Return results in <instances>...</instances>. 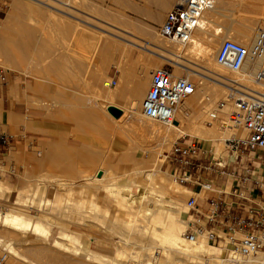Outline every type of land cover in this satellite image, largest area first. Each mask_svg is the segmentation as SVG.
<instances>
[{
    "label": "rangeland",
    "instance_id": "1",
    "mask_svg": "<svg viewBox=\"0 0 264 264\" xmlns=\"http://www.w3.org/2000/svg\"><path fill=\"white\" fill-rule=\"evenodd\" d=\"M13 1L14 0H0V31H1L2 21L5 20L6 17L9 15V10H10V7L12 6ZM33 1H35V0H33ZM40 1L41 2H39V3L44 5L46 8H38V9H40V11H42L43 14L47 15L46 21H43L42 17L40 18L38 15H30V14H27V12H25V11H21L20 16H19V25H18L20 28L21 34H17L16 32L13 33L11 43L9 44L10 45L9 49L12 52L18 54L17 57L20 59V61L23 62V65L25 64L24 67H26V70L24 72L19 71V70H14V69H11V67L9 65H7V67H8L7 68L6 65L0 64V67H2L3 69L8 71V80L12 78L11 79L12 82L9 84L10 88L12 87L11 84H13V85H15V87L17 89V92H15V96L10 97V102L11 103L17 102V105H19V107L18 108H9V110L14 111L16 113V115H18L19 117H22V119L24 116L25 117L30 116V120H31L32 128L27 129L24 126V124L22 125V123H21L16 128V130L13 129L14 131L13 130L8 131L6 126H8L9 124L7 122H4V126H3V123L0 121V130H4L5 132H7L13 136V138L10 140L11 145H12L11 147L14 148L13 146H15V144H16V148H17V150H19V156L21 155V152H25V150L28 153L33 152L34 154H37V155L40 154L41 156H44L45 152L47 150V146L45 144V141H42L43 143H38L39 140L37 138L38 137L37 134L39 133V129H35V128H37L40 123L47 122L51 119L54 120L55 117L62 120L64 118L65 113L72 114V112L80 109V108H49L51 103L54 104V100H55L56 96L57 97H59V96L55 95L54 93L52 94L53 95L52 97L44 96L43 94L41 96H38L39 88L36 86L39 83L47 84V86L49 84H51L53 86V89L51 92H53V90L56 87H57L58 92H60V93L64 92V85H65L66 81H64L62 79L61 80L57 79V75L60 74V72L59 71L58 72L57 71H55V72H44L43 70L45 68L47 69L49 67L58 66L59 67L58 69L60 71L64 70L65 66L63 63H65V58H66L65 55H67L69 57L72 56V57H78V58H80V57L85 58L86 57L89 62H93L96 57L104 56L105 53L100 48L102 47L104 40H106L108 37H110L111 39L113 38V40L117 42L115 44L118 47V50L116 51V53L114 55L115 59L117 56H119V57H133V56L141 57L142 56L143 58H147V60L156 59L151 55L150 51H148L144 48H141L139 46L135 47V45H132L129 42H126L123 38L132 40L138 44L141 43V45H144L146 43V41H148V40L150 42L157 41L161 44L167 43V42H168V45L171 44V42L169 40L162 39L158 34V29L162 25L163 21L165 20L166 15L170 9H167L165 11L166 13L165 12L162 13V19L163 20L160 23L155 22L153 20L154 18H156V16L140 17L139 19H140V21L142 20V22L139 21V23H145V20H150L155 24H153V26L152 25H150V26L144 25L143 29H140L141 32H134V30H132L130 28H132V24L136 21V19L131 17V15L129 14L130 13L129 8L127 7L129 0H118V7H117L116 11H114L113 13L102 12L101 14L98 10L92 9L91 7H89L87 4V0H61L63 2L70 3L71 4L70 8H68L69 5H61L60 2L57 3L56 0H40ZM241 1L240 0H231L229 2V5L227 4V8H226L227 10L224 12L225 15L220 16L218 18V21L220 24L225 25V26H229V25H231L229 23H232V24L238 23L240 20H242L244 18L249 17L251 19L252 18L256 19L253 15H260L261 13L262 14L264 13V0L263 1L262 0H260V1L259 0H252V2H251V0H249V1L248 0H241ZM36 2H38V1H36ZM42 2H44V3L48 2L46 4H48L49 6L45 5ZM239 4H240V6H239ZM53 5H54V7L56 6V8H54ZM241 5H242V8H241ZM253 7H255V8L258 7V8L255 9ZM34 8L37 9L36 6H34ZM76 8H77V10H76ZM78 8L80 9V11ZM57 9H59V10H57ZM245 9H246V11H245ZM60 10H62V12ZM66 12H68L71 15H74V17L69 18V16H66L68 14ZM61 13H63V14H61ZM251 19H249V20H251ZM41 20H42V22H40ZM228 21H230V22H228ZM70 24H75L76 27L80 28L79 31L83 33L82 38L81 37H79V38L74 37V39L71 40V36L69 34L67 36L64 35L69 30ZM113 25H114V27H113ZM115 26H117V27H115ZM27 29L31 30L30 40L25 39L26 36H24L25 31ZM104 30H105V32H104ZM107 30L112 31L113 33H115V34H117L123 38H119V37H116L113 35L111 36V35L107 34ZM150 30H153L152 35L150 33H148V31H150ZM23 32H24V34H23ZM141 38L143 40H141ZM80 40H82L84 42L85 48L84 47L81 48V46L78 48L76 47L77 41L80 42ZM219 40L220 39H218V41H217V48L214 50V53L212 55V63L213 64H214L213 61H215L214 58L216 57L220 46L225 41V39L224 40L222 39L220 41ZM254 40H255V36L253 37L252 41H250L248 43H250V45H251L254 42ZM213 56H215V57H213ZM192 60L196 61L200 64V59L198 60V58H196V59L194 58ZM156 61H157V63L162 65V67L166 66V67H170L171 69H173L174 74H175L176 69L172 64H170L166 61H161L159 59H156ZM121 62H123V61H121ZM111 63H113V62H111ZM198 63H196V64H198ZM91 67H94V65L93 64L90 65V69H91ZM96 67L99 69L102 66L98 65ZM110 67H112V65H110ZM115 67H117L119 70H121L122 68H126V67H138V66L128 65V64H125V62H124V64H118V65L116 64ZM160 67L158 65L154 64L152 66L151 70L154 71L156 68H160ZM107 68H109V64H108ZM107 68H106V70H107ZM220 69L224 72V74L227 75V77H229V76L235 77L237 75H240V74L233 75V74H231V72L223 70L222 68H220ZM106 70L104 69L103 71H100L101 85L98 88V92H93L91 89L89 91H86V96L90 100L89 105H91V106L94 105V107H95V108H91V109L93 111L96 110L95 112L97 113V116L101 119L100 124L104 125L105 128H103L102 130H99L96 138L90 137L88 139L86 137L88 145H86L85 147L88 150L83 149L81 151H83L85 153V154H83V156L88 158L86 161H83V167L88 168L89 169L88 171H91L90 173L91 174L93 173L92 175L95 177H98V175L96 174L97 173L96 171H101L102 175L105 174V171H108L109 179L112 178L111 180H113V181H111V180L110 181L108 180V181L110 184L111 183L116 184L115 186L113 185L114 189L116 190V188L118 189V184L125 185L121 182L122 181L121 179H123V177L127 173V171L132 170L131 166L129 167V165L124 164V162L122 160V156L124 154L131 153V154L135 155L137 157V159L140 158L142 160L144 159V161H148L150 157L152 158V156H154V153H152V150L156 147L158 141L151 134H149L147 132V130H145V131H142V130L138 131L137 130L138 132H136V130L134 131L133 130L134 128H132V126H130L131 122H130V115L128 114L129 110H128V108H126L129 106L127 103V101H128L127 99L126 100L123 99L120 101L117 99V101H113L109 98L107 99V98L103 97V95H105V92H104L102 85L105 83V81H109L112 78H114L118 81V74H116L117 71L115 73H113L111 71L109 73V75H107ZM185 73L186 72H182V74H180L178 76H187L188 77L187 73L186 74ZM46 76H51L52 78L50 80L46 81L44 79ZM148 76H149L148 82H149V89H150L151 74L149 73ZM190 78L192 79V81L196 85L199 84L201 81L200 78H198L194 75H192ZM95 84H96L95 86H97V84H99V82L96 81ZM249 84L252 85L253 83L251 82ZM119 85H120V83H117V85L115 87H112V88H117ZM26 92H28V93H26ZM41 92L44 93L43 90ZM226 92H225V96L228 94V92L227 93ZM79 96H80L79 92H77L76 96H74V102L76 101L77 97L79 98ZM145 97H146V95L144 96V98L142 100V105H143V101H144ZM223 98H225V97L219 98L216 101V104L215 103L212 104V106L210 107L211 108L210 111L214 110L217 107L218 103H220L221 101H224L225 99H223ZM57 99H59V98H57ZM121 101H123V102L126 101V102L121 103ZM113 103H116L115 105H117V106L119 105V107L122 108L121 110L123 111V113H122V116H120V118L116 119L108 111V108L110 107L109 105L113 104ZM229 104H231V108L228 109L229 110L228 113H230L232 111L233 102H230ZM142 105H141V108H142ZM5 109H7V108H5ZM124 111H125V114H124ZM209 112L206 115H204V117L202 118L201 121H202V123H205V125L207 127L214 128V126L216 125V122L211 120V118L208 115ZM2 113H4V108H2ZM226 117L228 118V115H226ZM227 118H226V120H227ZM145 120H146L145 123L150 122V123H153L157 126H160L159 127L160 129H165V128L169 127V126H162L160 124L151 122L148 119H145ZM209 122L211 124H208ZM3 127H5V128L3 129ZM224 130H226V128ZM229 130H230V132H229ZM11 131H13V132H11ZM142 132H144V135L141 134ZM72 133H73L72 137H74V139H80L81 138L79 132L73 131ZM234 133H236L234 130L228 128V130H226V135L221 133L220 134L221 137L219 136L218 138L210 139V142L201 140L200 138L194 137L192 135H187V136H183L180 138L172 139V141L168 142L166 147H164L162 149V153L158 155V160L161 163L160 169H161V174H163V176H162L163 179H165L166 181H169L170 183H172L174 185L180 186L179 191L183 194L182 198L180 199L178 204H180L179 206H181L180 212H182L185 216L182 220L183 222L186 223L185 230L188 227V221H189V218L187 215L186 203L189 200V198L191 196H193V193H191L188 190V188L187 189L183 188L184 186L176 184L172 180V177L170 176V173H169V165L166 161L167 153L171 150L174 143H176L178 140L198 141L202 145H205L208 148H211L210 146L214 145L216 147L215 156L217 157V156H219V154H221L224 151V140L230 138ZM140 134L143 137H140ZM241 135H243V134L239 133V136H241ZM141 138H143V139H141ZM93 141H96V143L98 145L97 146L93 145L92 144ZM128 145L131 146V148ZM134 147H136L137 150H133ZM128 148H130V149H128ZM138 148L140 150H138ZM15 150L16 149H14V151ZM5 151L7 152L8 150L5 149ZM151 154H152V156H151ZM10 157H12V156L8 155V156L4 157V159L7 160V166L6 167L4 166V172H5L4 182L0 183V199H4L3 200L4 206L1 204V201H0L1 212L5 213L8 211V209H13L15 211H19L21 213L32 216L34 218L37 216L39 217V215H40V217H42L43 223H47V222L49 223L50 222L51 225L49 224V226H52L53 224L54 225L51 229V233H50L51 235L49 236L48 241H44V240H36L35 236L29 234L30 232H25L23 230L14 229V228L8 229L6 227H3L1 225L2 223H0V236L3 240L2 242H0V256L4 255L5 246H6L8 240H12L15 243V248L17 246H19V250H18V247L16 248V250L19 253L21 251L20 254H23V255H28L30 252H32L31 248L32 249H33V247L37 248L38 245H39V247L44 248L47 253H49V252L51 253V250H53L52 245L55 241V238L58 236V233L61 230L60 228L63 226V228L65 227L66 229H69L68 231L73 233L74 235L81 236L83 238L82 242L84 244H87V242H89L91 248L99 251V253H102L108 257H111V256L112 257H118L119 259H121V261L124 260V262H126L128 264H146L144 257L142 258L143 261L142 260L138 261L137 258H132L134 256V253L136 252L135 249L132 250L133 252L132 251L127 252L125 254H122V253L118 254V250H117L118 249L117 245L119 247L122 244H121V240H120V236H121L120 232H119V230L117 232L116 229L124 227V222L133 221L135 219V217H136L135 216V212H136L135 209L138 207V203H136V204L132 203L133 204L132 205L131 204L132 200L129 199L128 203L126 204L128 206L123 205V203L120 200L114 199L112 197L110 190L113 189V187L110 189L109 188L105 189L103 187V185H102V188H99V186L96 187L97 181L96 180L95 181L94 180H87V178L85 176H79V177L78 176L60 177V176H52V175L50 176V175H48V171L45 172L46 174L43 171H39V166L37 164H33L34 166L37 165L35 167L36 169L34 171H36L35 174H39V175H35L33 178V182H29L30 183L29 185H32V188H30L29 190H27L25 192V200L18 201V197H19L18 194L20 193V190L18 187L20 186V184L18 187L15 188L16 193L13 195V193H14L13 192L14 188H13L10 195H9L10 198L6 199V196L4 194V190H5L4 184L7 183L8 181H10L12 179V177L14 179H17L21 183L23 181L22 177L24 176V166L18 161V159H16V160L10 159ZM151 158H150V160H151ZM75 163L78 164L79 162H75ZM123 164L125 165V167H122V166H124ZM47 165H48V162L46 161V164L44 166L42 165L41 168H49V166H47ZM128 175H129L128 176V178H129L128 183H129V185H131V191L123 190L121 192L122 194L127 195L128 197L130 196L131 199L139 198V196L142 193L145 194L146 192H149L150 194H153L156 196H160L159 193H157L156 191H153L152 189H150L149 186L147 187L144 184V178L136 177L135 174L132 172H129ZM69 178H72V179H69ZM34 180H35V182H34ZM29 181H30V178H29ZM135 181H136V183H135ZM64 183L69 184V186L68 185L64 186ZM109 183H107L106 185H108ZM82 184H83V187H82ZM37 186H38V188H37ZM152 187H154V188L159 187V183H157V182L153 183ZM78 188H80V190H82V191L75 192ZM184 189H186V190H184ZM66 190L69 193L64 194L63 192H65ZM73 190H75V191H73ZM92 190H95V192L91 193ZM88 191L90 192L89 194H87ZM97 191H98V193H97ZM224 191H226L228 193L230 191V186H227L226 188H224ZM59 192H62V194H59ZM214 195L215 194H213V193L209 194L208 192L202 194L203 199L204 198L206 199L208 196L214 197ZM66 199H69V201ZM71 199H72V201L70 202ZM91 200H92V202H91ZM23 201L25 202V204H23ZM48 201H50L51 203ZM201 201L203 202V200H201ZM120 202L122 203L123 206L121 205ZM31 203L35 204L33 209L29 207ZM71 203L72 204H80L81 206L82 205L85 206V207H81L79 210V211H81V213H80L81 215H79V211H77V208L73 207L71 210L70 208L66 207L67 205H69ZM90 203H93L95 206V207L91 206L92 210L89 207ZM95 203H96V205H95ZM204 203L207 204V202H204ZM18 204H20L21 206H19ZM46 205L51 206V208H50L51 211L48 213H45L46 211L43 210L44 209L43 206H46ZM94 208H96V210L98 209L96 212V214H98L97 217H94L88 213L89 211L93 212ZM73 209H75V210H73ZM68 211H70V212H68ZM73 211H75L74 212V213H76L75 215L72 213ZM86 212H87V214H86ZM66 213L68 215H66ZM100 221H102L101 224H100ZM103 221H105V223ZM97 226H99V227H97ZM115 227H117V228H115ZM30 236L34 237V240H31L28 242L27 240H28V237H30ZM190 240H196L197 241L198 239H190ZM200 240L204 241L205 243H207L210 246H213L214 249H223V247L216 246L215 244L207 241L206 239L202 238ZM114 243L116 244V246ZM112 244H114V245H112ZM31 245H33V246H31ZM24 247L27 250L24 251L23 250ZM130 253H131V255L133 254V256L129 257ZM30 255H31V253H30ZM8 260L10 263L31 264V263H25L20 258L15 257V256L14 257L9 256ZM31 260L37 264H47V262H45V261L42 262V260L36 259L34 257H32ZM36 260L37 261L39 260V261L37 262ZM163 264H165V263H163ZM166 264H173V263L167 262Z\"/></svg>",
    "mask_w": 264,
    "mask_h": 264
},
{
    "label": "bare ground",
    "instance_id": "2",
    "mask_svg": "<svg viewBox=\"0 0 264 264\" xmlns=\"http://www.w3.org/2000/svg\"><path fill=\"white\" fill-rule=\"evenodd\" d=\"M30 1L35 2L37 4H40L39 2H41L40 0H35V1L30 0ZM36 1H38V2H36ZM56 1H57V3L60 2L61 5H69V7L68 6L67 7L70 8V5H71L70 3L63 2L61 0H56ZM173 1H175V0H173ZM230 1L231 0H216L215 6L212 9L206 11V13L202 19V22L200 24V27L194 31V33L191 37V40L189 42H187L186 44H181V43H176V42L170 41L171 44L168 45V42L161 44L157 41L150 42L148 40V41H146V43L144 42L145 43L144 45H141V43L138 44L132 40L125 39V38L120 37L119 35L113 33L112 31L107 30V34H109L111 36L113 35V36H116L119 38H123L126 42H129L130 44L135 45V47L139 46L141 48H144V49L150 51L151 55L154 58L159 59L161 61H166V62L172 64L176 69L175 70L176 76L182 74V72H186L188 75V78L191 81H192V79L190 77L192 75L200 78V80H201L200 83L196 85L195 93L189 99L180 103L178 105V107L176 108V112H175L176 123L170 125L168 128L160 129L159 128L160 126H157L153 123H150L149 121H148L149 123H145L146 118L143 116L142 108H141L142 100H143L145 94L142 95L141 86H145L146 84H148L149 76H148V73L146 74L147 69L145 70V67H149L150 65L153 66L154 64L158 65L159 67L160 66L162 67V65L157 63L156 59H152V60L150 59V60H148L149 65L146 64V65L140 66L141 71L135 77L136 83H134L132 85L133 87H132L131 92L129 94L127 93L128 94L127 103L129 106L126 108H128V110H129L128 114L130 115V122H131L130 126H132V128H134L133 130L134 131L136 130V132H138L140 130H142V131L147 130V132L149 134H151L154 138L157 139L158 143H157L156 147L152 150V153H154V156H152V154H151V156H152V158L150 157L151 160L149 158L148 161H144V159L143 160L140 158L137 159V157L131 153L124 154L122 156V160H123L125 165H129V167L131 166L132 170L127 171V173L124 175L123 179H121L122 181L120 180L125 185L118 184V189L116 188V190L113 187V185L115 186L116 184L115 183H113V184L109 183V181L112 178L109 179L108 171H105V174H103L99 178L93 176L92 175L93 173L92 174L90 173L91 171H88V172L84 171L85 174L84 173H83L84 175L82 174V176H85L87 178V180H94V181L96 180L97 181L96 187L99 186V188H102V185L105 189H108V188L110 189L113 187V189L110 190L112 197L114 199L120 200L123 203V205H126L128 203L129 199L132 200L131 204L132 203H134V204L138 203V207L135 209L136 210V212H135L136 217L134 216L135 219L133 221L124 222V227H121V228L115 227V228H117L116 229L117 232L119 230L120 235H121L120 240H121L122 245H120L119 247L117 245L118 254L119 253L125 254V253L131 252L133 249H135V251H136L134 253L135 257L133 256V254L131 255V253H130L129 257L133 256L132 258H137L138 261L142 260V258L144 257L146 264H163V263L166 264L167 262L168 263L172 262L173 264H263L260 254H254L251 256H247V257H241L238 255L235 256L229 251L228 248L214 249L213 246H210L207 243H205L204 241L200 240L202 238H199L197 241L187 239L185 237V231H186L185 225H186V223L182 221L185 216L182 212H180L181 206H179L180 204H178V202L182 198L183 194L179 191L180 186L174 185V184L170 183L169 181H166L165 179H163V177H162L163 174H161V169H160L161 163L158 160V155L162 153V149L164 147H166L167 143L172 141V139L180 138V137L187 136V135H192L194 137L200 138L201 140L210 142V139L218 138L221 133L226 135V130H228L229 124H230L229 123L230 113H228V111H229L228 109L231 108V104H229L231 102V100L228 99L231 90L229 89L228 85H226V84H230L229 81H234V82L241 81V82L246 83V84H249L251 82L253 83V79H252L251 75L240 74V75H237L235 77H230V76L227 77V75L224 74V72L219 68V66L215 63V61H213L214 64L212 63V55L214 53V50L217 48L218 39H220V40L229 39V40H233L239 44H242L245 46H250V43H248V42L252 41L254 36L256 37V33H257L259 28L264 27L263 26L264 25V13L263 14L261 13L260 15H253L256 19H254V18L251 19L249 17L244 18L242 20L239 19L240 21L238 23H233V24L229 23V24H231L229 26H225V25L220 24L218 21V18L220 16L225 15L224 12L227 10L226 9L227 4L229 5ZM164 2H165V0H164ZM251 2H252V0H251ZM42 3H44V2H42ZM46 3H48V2H46ZM46 3H44V4L48 5ZM167 3H165V4H167ZM169 3L171 4V2H169ZM154 4H156V3H154ZM239 6H240V4H239ZM53 7H54V5H53ZM162 7H163V5H162ZM165 7H167V6H165ZM54 8H56V6ZM168 8L170 9V7H168ZM168 8H166V9H168ZM241 8H242V5H241ZM253 8H255V7H253ZM256 8H258V7H256ZM57 10H59V9H57ZM76 10H77V8H76ZM60 11L62 12V10H60ZM79 11H80V9H79ZM245 11H246V9H245ZM66 13H68V12H66ZM61 14H63V13H61ZM66 16H69V18L74 17V15H71L69 13ZM15 18H16V15H15V12L12 8L8 17L2 21L1 31H0V64L6 65V67H7V65H9L11 67V69L24 72L26 70V67H24L25 64L23 65V62L20 61V59L17 57L18 54L12 52L10 49L8 50L7 46L10 48V45L6 43V34H5L6 26L8 27V25L10 26V25L14 24ZM249 19H251V20H249ZM153 20L155 22L160 23L163 20L162 19V13L159 12V14L156 15V18H154ZM228 22H230V21H228ZM113 27H114V25H113ZM115 27H117V26H115ZM104 32H105V30H104ZM148 33H150L152 35L153 30L148 31ZM141 40H143V39L141 38ZM115 43H117V42L114 41L113 38L111 39L110 37H108L106 40H104V43L102 44V47L100 48L105 53L104 54L105 65L103 66V69H105V70H106L108 64H110L111 62H113L115 60L114 55H115L116 51L118 50V47L116 46ZM213 57H215V56H213ZM191 58L192 59L198 58V60L200 59V64L196 61H193ZM196 63H198V64H196ZM256 68H257V66H254L253 69L255 70ZM136 74H137V72H136ZM231 74L236 75L237 73H231ZM100 77H101V75H100ZM122 79H123V77H122ZM124 83H126V82H124ZM100 85H101V82L99 81V86ZM129 85H130V82H129L127 88L129 87ZM102 87H103L104 92H105V95H103V97H105L107 99L109 98L113 101H117V99L119 101L123 100L126 97L125 95H127L125 93L123 86H122V81H120V85L117 88H112L109 86L106 87L105 83L102 85ZM226 91L228 92V94L225 96ZM26 93H28V92H26ZM234 94L237 95L236 93H234ZM222 97H225L223 99H226V101L228 103L225 105L224 109H222L218 113L217 119L214 120V122H216V125L214 126V128H209L205 125V123H202L201 120L204 117V115H206L210 111V109H211L210 107L212 106V104H214V103L216 104V101ZM115 104L116 103H113V104H110L109 106H116L117 108L122 109L121 107H119V105L117 106ZM80 107H82V106H80ZM0 111L2 112V108H0ZM212 111L209 112V114H208L209 116H210V113ZM74 112H72V113L74 114ZM124 114H125V111H124ZM89 115L92 117V113H90ZM226 115H228V118L226 117ZM75 117H76V115L73 118L74 120H75ZM226 118H227V120H226ZM69 119H71V118H69ZM79 119L77 118L78 122H80ZM94 119H96V118H94ZM7 121H8L7 123L9 124L8 126L10 127V130H13V129L16 130V128L21 123H22V125L24 124V126L27 129L32 128L30 116H28V117L24 116L22 119V117H19L18 115L14 114L13 112H10V116H9V119H7ZM97 121H99V120H97ZM86 126H87L88 132L93 131L95 128L96 129L98 128L97 129L98 131L105 128L104 125L100 124V121L98 124H96V123L94 124L93 120L88 121ZM83 127H84V125H83ZM225 128H226V130H224ZM84 129H85V127H84ZM13 131H11V132H13ZM229 132H230V130H229ZM141 134L144 135V132H142ZM141 134H140V137H143V136H141ZM238 135H239V133H238ZM141 139H143V138H141ZM129 147L131 148V146H129ZM130 148H128V149H130ZM133 150H137V148L134 147ZM138 150H140V149L138 148ZM46 157H48V156H46ZM38 158H39V156L37 154H34L33 152L28 153L26 150H25V152H21L20 156L19 155L17 156L18 161L24 166V176L22 178H23V181L25 182L24 186L22 188H20V193L18 194V196H19L18 201L25 200V192L27 190H29L30 188H32V185H29L30 184L29 182H33V178L35 175H39V174H35L36 171H34V170L36 168L33 164H37V163L39 164L41 162L42 163L41 165H43L44 163H46L44 160L39 161ZM125 165L122 167H125ZM50 169H51V167H50ZM81 170H83V169H81ZM76 171H77V169H76ZM129 172L134 173L136 177L144 178V184L147 187L149 186L150 189H152L153 191H156L157 193H159L160 196H156V195L150 194L149 192H146L145 194L142 193L139 196V198L131 199L130 196L128 197L127 195L122 194L121 192L123 190L131 191V185H129V183H128L129 182V178H128ZM262 172H264V169H262ZM29 178H30V181H29ZM69 179H72V178H69ZM111 181H113V180H111ZM34 182H35V180H34ZM106 182L109 183L110 185L109 184L106 185L107 184ZM155 182L159 183V187H156V188L152 187V184ZM135 183H136V181H135ZM5 184H4V189H5L4 194L6 196V199L7 198L9 199L10 198L9 195H10L12 190L10 187L6 186ZM65 185L69 186V184H67V183L66 184L64 183V186ZM82 187H83V184H82ZM37 188H38V186H37ZM183 188H186V187H183ZM186 189H184V190H186ZM73 191H75V190H73ZM66 200L69 201V199H66ZM71 201H72V199L70 200V202ZM48 202H50V201H48ZM91 202H92V200H91ZM93 203H90V205H89L91 210H92V207L94 206ZM122 203H121V205H122ZM23 204H25L24 201H23ZM18 205L21 206L20 204H18ZM95 205H96V203H95ZM34 206H35V204L31 203L29 207L33 209ZM126 206H128V205H126ZM66 207L70 208L71 210L74 207V208H77V211H79L81 207H85V206H83V205L81 206L80 204H72L71 203V204L67 205ZM43 208H44L43 210L46 211L45 213H48L51 211V209H50L51 206H49V205L43 206ZM73 210H75V209H73ZM97 210H96V208H94L93 212L89 211L88 213L94 217H97V215H98V214H96ZM68 212H70V211H68ZM74 212L75 211H73L72 213L75 215L76 213H74ZM80 213H81V211H79V215H81ZM86 214H87V212H86ZM66 215H68V214L66 213ZM103 222L105 223V221H103ZM0 223H2L1 225L3 227H6L8 229L14 228V229L23 230L25 232H30L29 234L35 236L36 240H44V241H48L49 236L51 235L50 234L51 229L54 225L53 224L52 226H49L50 222L49 223L48 222L43 223L42 217H40V215H39V217L37 216L34 218L32 216L26 215V214L21 213L19 211H15L13 209H8V211L5 213L1 212V210H0ZM101 223H102V221H100V224ZM97 227H99V226H97ZM60 229L61 230L58 233V236L55 238V241L52 245L53 250H51V253L50 252L47 253L44 248H41L38 245L37 248H34V247H33V249L31 248V250H32V252H30L31 255H30V253L28 255H23V254H20L21 251L19 253L16 250L17 247L19 250V246H17L15 248V243L12 240H8L7 244L5 246L4 255H6L7 257H9V256L14 257L15 256V257L20 258L25 263H31V264H37L31 260L32 257L39 259V260H42V262L45 261V262H47V264H128V263L124 262V260L121 261V259H119L118 257H112V256L108 257L102 253H99V251L92 249L89 242H87V244H84L82 242L83 238L81 236H77V235H74L73 233L69 232L68 231L69 229H66L65 227L63 228V226ZM30 237H28V240H27L28 242L31 240H34V237H31V238ZM2 241L3 240L0 236V242H2ZM114 244H112V245H114ZM31 246H33V245H31ZM115 246H116V244H115ZM23 250L25 251L27 249H25V247H24Z\"/></svg>",
    "mask_w": 264,
    "mask_h": 264
},
{
    "label": "built area",
    "instance_id": "3",
    "mask_svg": "<svg viewBox=\"0 0 264 264\" xmlns=\"http://www.w3.org/2000/svg\"><path fill=\"white\" fill-rule=\"evenodd\" d=\"M216 0H177L158 29L162 39L186 44L200 27L206 11ZM215 63L231 73L251 75L253 84L229 81V100L233 108L229 128L234 130L224 140V151L215 156L216 147L207 149L198 141L178 140L166 155L172 180L181 186L197 188L186 203L189 218L187 239L204 238L228 248L235 256L260 254L264 264V27L259 28L250 46L225 40ZM254 66L257 68L254 70ZM8 83V71L0 67V84ZM118 81H106L115 87ZM196 91V84L187 76H175L170 67L156 68L151 73V86L143 101V116L162 126L176 122L178 105ZM236 93L237 95H235ZM226 99L210 113L216 120ZM208 124H211L210 122ZM238 133L243 135L239 136ZM12 135L0 130V148L11 147ZM218 150V149H217ZM3 152L0 151V183L4 179ZM214 177L225 178L226 185H216ZM230 184V191H224ZM215 194L203 199V193ZM231 196L233 200H225ZM207 202L205 211L200 202ZM3 201V199H0ZM0 264L10 263L6 255Z\"/></svg>",
    "mask_w": 264,
    "mask_h": 264
},
{
    "label": "crops",
    "instance_id": "4",
    "mask_svg": "<svg viewBox=\"0 0 264 264\" xmlns=\"http://www.w3.org/2000/svg\"><path fill=\"white\" fill-rule=\"evenodd\" d=\"M172 1L171 0H165V2H164V0H145V1L144 0H129V2L127 4L128 5L127 7L129 8V12H130L129 14L131 15V17L136 19V21H135L136 23L134 22L132 24V28H130V29L134 30V32H141L140 29H143L144 25H146V26L152 25L153 26L154 23L150 20H145V23H139V21H140L139 18L144 17V16L153 17V16H156L159 12L164 13L167 10L166 8L170 7V9H171L174 6L176 0L173 1L174 3ZM153 2L156 4H154ZM169 2H171V4ZM165 3H167V4H165ZM87 4L92 9L98 10L100 12V14L102 12L113 13L114 11L117 10L118 0H87ZM162 5H163V7H162ZM34 6H36L37 9L34 8ZM165 6H167V7H165ZM12 8L15 12L16 18H15V24H12L10 26L8 25V27L6 26L5 34H6V43L7 44L11 43L13 33L16 32L17 34H21L20 28L18 26L19 25V16H20L21 11H25V12H27V14H30V15H38L40 18L42 17L43 21H46V19H47V15L43 14L42 11H40V9H38V8H46V7L42 4H37L35 2H31L30 0H14L12 2V6L10 7L9 13L12 10ZM40 22H42V20ZM140 22H142V20ZM79 30H80V28L76 27L75 24H70L69 30L64 35L67 36L69 34L71 36V40L74 39V37H76V38L81 37L82 38L83 33L80 32ZM23 34H24V32H23ZM25 34H24V36H26L25 39L30 40L31 30L27 29L25 31ZM80 46H81V48H83V47L85 48V44L82 40H80V42L77 41L76 47L78 48ZM7 48L9 50L8 46H7ZM65 57H66L65 63H63L65 66L64 70L60 71L58 69V66H56L57 68L49 67V68H47V69L45 68L43 70L44 72H55V70L57 72L58 71L60 72V74L57 75V79H59V80L62 79L64 81H66V83L64 85V92L63 93L58 92L57 87L53 90V92H51L53 89V86L51 84H49L47 86V84L39 83L36 86L39 88L38 96H41L43 94L44 96L52 97L53 93L55 95L59 96V97L56 96V98L54 100V104L51 103L49 108H80V109L74 112V114L76 115L75 120L73 119L75 116L73 113H72L73 115L65 113L64 118L62 120L55 117L54 120L51 119L47 122L40 123L39 126L37 128H35V129H39V133L37 134V136H38L37 138L39 140L38 143H43L42 141H45V144L47 146V150L45 152V155L41 156L39 154L38 160L39 161L44 160L45 162L48 161L49 168H41V166H42L41 162L39 164L37 163V165L39 166V171H43L44 173L48 171V174L50 176L51 175L52 176L53 175L54 176H60V177L82 176V174L83 173L85 174L86 171L88 172L89 169L83 167V161H86L88 158L83 156V154H85V153L81 150H83V149L88 150L85 147L86 145H88L87 144V138L88 139L90 137L96 138L97 134L99 132L97 130L98 128L97 129L95 128L93 131L88 132L86 124L88 123V121H92V120H93L94 124L95 123L98 124L99 121L101 120L97 116V113L91 109V108H95V107L89 105V99L86 96V91H89L91 89L93 92H98L99 84L97 86H95L96 85L95 82L96 81L99 82L101 79L100 78V71L104 70L103 66L105 65V61H104V56L96 57L94 59V61L96 60L95 62L94 61L89 62L86 57L85 58L84 57L78 58V57H72V56L69 57L67 55H65ZM121 61H123V62H121ZM124 62H125V64L132 65V66H138V67H126V68H122L121 70H119L117 67H115L116 64L117 65L118 64H124ZM92 64L94 65V67H91V69H90V65H92ZM146 64L149 65L147 58L138 57V56H133V57H119V56H117L116 59L113 61V63L109 64V68H107V75H109V73L111 71L113 73H115L117 71L116 74H118V83H120V81H122V86L125 90V93L129 94L132 90V87H133L132 85L134 83H136L135 77L141 71L140 66L146 65ZM98 65H100L102 67H100L98 69L96 67ZM110 65H112V67H110ZM151 68H152L151 65L149 67H145V70L147 69L146 74L148 73V75H149V73L151 74L153 72L151 70ZM136 72H137V74H136ZM122 77H123V79H122ZM51 78H52L51 76H46L44 79L46 81H48ZM11 79H9L8 83L4 86L0 84V108L1 107L4 108V113H2L0 111V121L3 123V126H4V122H8L7 119H9L10 112H13L14 114H16L14 111L9 110V108H18L19 107V105H17V102H12V103L10 102V97L15 96V92H17L15 85L11 84L12 85L11 88L9 86V84L12 82ZM124 82H126V83H124ZM129 82H130V85L127 88ZM42 90L44 91V93L41 92ZM141 90H142V95L143 94L147 95V93L149 91V82L145 86H141ZM77 92H79L80 96H79V98L77 97L76 101L74 102V96H76ZM128 94L125 95L126 96L124 98L125 100L128 98ZM57 98H59V99H57ZM125 102L126 101H124V102L121 101V103H125ZM80 106H82V107H80ZM5 108H7V109H5ZM90 112L92 113V117L89 115ZM69 118H71V119H69ZM77 118L78 119L80 118L79 119L80 122L77 121ZM94 118H96V119H94ZM97 120H99V121H97ZM83 125H84L85 129H84ZM4 128L5 127H3V129ZM7 129L10 130V127L9 128L7 127ZM73 131L79 132L81 138L80 139H74V137H72ZM96 141H93L92 144L97 146L98 144L96 143ZM13 147L14 148L10 147L7 152L5 151L6 147L0 148V151L3 152V165L5 167L7 166V160L4 159V157L10 155V156H12V157H10V159L16 160L17 156L19 155V150H17L16 144ZM203 147L208 148L204 145H203ZM14 149H16V150L14 151ZM46 156H48V157H46ZM73 162L74 163L79 162V163L74 164ZM45 164H43V166ZM50 167H51V169H50ZM76 169H77V171H76ZM81 169H83V170H81ZM99 173H102V172L97 171L96 174L99 175ZM97 178H99V177H97ZM214 179L216 181L215 183L217 186L224 187L226 185L225 178L214 177ZM2 182H4V179L1 181V183ZM19 184H20V186H19ZM24 184H25L24 181H22L20 183L17 179H14L12 177V179L10 181H8L5 185L10 187L11 190L14 188V191H13L14 192L13 195H14L16 193L15 188L19 186L18 188L20 190V188H22L24 186ZM228 186H230V184ZM188 190L191 193H193L197 190V188H195L193 186H188ZM80 191H82V190H80V188H79L75 192H80ZM93 192H95V190L91 191V193H93ZM63 193L67 194L69 192L66 190ZM89 193L90 192L88 191L87 194H89ZM97 193H98V191H97ZM59 194H62V192H59ZM224 199L225 200H228V199L233 200L234 198L231 196H228V197L226 196V197H224ZM1 204L4 206V201H1ZM200 206L205 211L208 208V204H205L202 201L200 202Z\"/></svg>",
    "mask_w": 264,
    "mask_h": 264
},
{
    "label": "water",
    "instance_id": "5",
    "mask_svg": "<svg viewBox=\"0 0 264 264\" xmlns=\"http://www.w3.org/2000/svg\"><path fill=\"white\" fill-rule=\"evenodd\" d=\"M108 111L110 114H112L115 118H120L122 116L123 111L120 108H117L116 106H110L108 108ZM176 123V122H175ZM102 173H99L98 177H101Z\"/></svg>",
    "mask_w": 264,
    "mask_h": 264
}]
</instances>
